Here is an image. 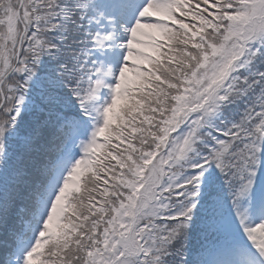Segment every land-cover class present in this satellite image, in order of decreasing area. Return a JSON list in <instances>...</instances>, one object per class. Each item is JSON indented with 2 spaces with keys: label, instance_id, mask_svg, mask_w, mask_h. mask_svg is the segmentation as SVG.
<instances>
[{
  "label": "snow or ice",
  "instance_id": "snow-or-ice-1",
  "mask_svg": "<svg viewBox=\"0 0 264 264\" xmlns=\"http://www.w3.org/2000/svg\"><path fill=\"white\" fill-rule=\"evenodd\" d=\"M0 264H264V0H0Z\"/></svg>",
  "mask_w": 264,
  "mask_h": 264
}]
</instances>
